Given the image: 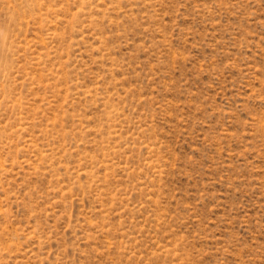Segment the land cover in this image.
<instances>
[{
	"label": "rangeland",
	"instance_id": "rangeland-1",
	"mask_svg": "<svg viewBox=\"0 0 264 264\" xmlns=\"http://www.w3.org/2000/svg\"><path fill=\"white\" fill-rule=\"evenodd\" d=\"M0 264H264V0H0Z\"/></svg>",
	"mask_w": 264,
	"mask_h": 264
}]
</instances>
